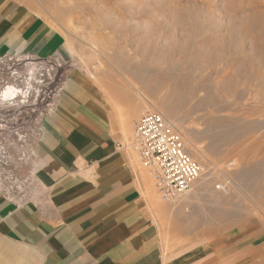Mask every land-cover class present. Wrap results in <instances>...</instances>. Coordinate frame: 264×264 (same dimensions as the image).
Segmentation results:
<instances>
[{
	"label": "rangeland",
	"instance_id": "374dc122",
	"mask_svg": "<svg viewBox=\"0 0 264 264\" xmlns=\"http://www.w3.org/2000/svg\"><path fill=\"white\" fill-rule=\"evenodd\" d=\"M30 1L66 41L48 59L0 57V94L19 90L0 96V192L20 202L43 192L40 121L76 71L171 118L203 166L168 201L140 166L165 252H205L221 236L264 239V0Z\"/></svg>",
	"mask_w": 264,
	"mask_h": 264
},
{
	"label": "crops",
	"instance_id": "0c3cea01",
	"mask_svg": "<svg viewBox=\"0 0 264 264\" xmlns=\"http://www.w3.org/2000/svg\"><path fill=\"white\" fill-rule=\"evenodd\" d=\"M65 41L32 1L0 0V57L48 59ZM142 108L121 84L65 77L40 121L35 177L43 192L23 202L0 192V264H264L255 233L216 237L205 252L164 251L145 174L118 148Z\"/></svg>",
	"mask_w": 264,
	"mask_h": 264
},
{
	"label": "built area",
	"instance_id": "2783aa9c",
	"mask_svg": "<svg viewBox=\"0 0 264 264\" xmlns=\"http://www.w3.org/2000/svg\"><path fill=\"white\" fill-rule=\"evenodd\" d=\"M118 148L135 154L163 201L188 192L203 172L201 163L187 152L175 122L159 111L145 110Z\"/></svg>",
	"mask_w": 264,
	"mask_h": 264
},
{
	"label": "bare ground",
	"instance_id": "6f19581e",
	"mask_svg": "<svg viewBox=\"0 0 264 264\" xmlns=\"http://www.w3.org/2000/svg\"><path fill=\"white\" fill-rule=\"evenodd\" d=\"M257 5V4H256ZM255 6V5H254ZM259 6V5H258ZM256 7V6H255ZM262 14V13H261ZM254 15V14H253ZM260 15V14H259ZM263 15V14H262ZM261 17V16H260ZM261 18H263V17H261ZM18 88H16V87H14V86H12V85H7V86H5L3 89H2V91H1V94H0V96H1V98L2 99H10V98H12V97H16L17 96V94H18ZM220 186V184H218L216 187H219Z\"/></svg>",
	"mask_w": 264,
	"mask_h": 264
}]
</instances>
